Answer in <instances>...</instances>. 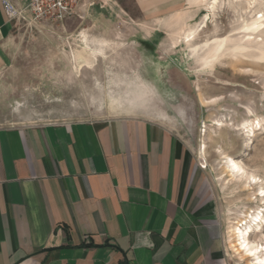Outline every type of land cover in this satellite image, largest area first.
I'll return each mask as SVG.
<instances>
[{
	"label": "rangeland",
	"instance_id": "1",
	"mask_svg": "<svg viewBox=\"0 0 264 264\" xmlns=\"http://www.w3.org/2000/svg\"><path fill=\"white\" fill-rule=\"evenodd\" d=\"M254 19L260 31L247 29ZM263 26L264 0H220L213 14L201 0L149 13L134 0H102L63 25L19 22L3 53L0 128L146 110L183 147L190 187L215 213L230 263L248 264L232 230L264 216L256 197L264 190ZM230 159L256 177L254 192L237 179L227 184ZM261 229L250 241L263 244L264 222Z\"/></svg>",
	"mask_w": 264,
	"mask_h": 264
},
{
	"label": "crops",
	"instance_id": "2",
	"mask_svg": "<svg viewBox=\"0 0 264 264\" xmlns=\"http://www.w3.org/2000/svg\"><path fill=\"white\" fill-rule=\"evenodd\" d=\"M181 0H134L138 10ZM0 0V71L14 23ZM146 17V16H144ZM175 134L146 110L0 128V264H231Z\"/></svg>",
	"mask_w": 264,
	"mask_h": 264
},
{
	"label": "bare ground",
	"instance_id": "3",
	"mask_svg": "<svg viewBox=\"0 0 264 264\" xmlns=\"http://www.w3.org/2000/svg\"><path fill=\"white\" fill-rule=\"evenodd\" d=\"M201 1L206 3L208 11H210L212 14L214 13L218 3L220 2V0H201ZM257 17L259 18V16H257ZM261 26H262L261 21L258 19H254L252 21V23L247 27V29H251L253 31H257V30L260 31L259 29L261 28ZM263 28H264V26H263ZM192 40H193V37L191 35H189L185 38L186 43H190ZM83 42L85 44L84 49L87 51H90L91 52L90 54L93 57L97 56L96 54L98 52L96 51L97 52L96 53V52L92 51L88 47L86 40H84ZM101 44H105V43H101ZM219 50H220V47L215 48L214 51L212 53H210V56H212L213 58L216 57ZM82 66H83V62L80 61L78 67H82ZM202 146L203 147H201V150L203 152L204 151V145H202ZM225 164H227V163H225ZM224 168L227 170L226 171V173L228 174L227 177L230 178V179H228L227 184L229 182H233V180L237 179V180H240L242 182L241 186H242L244 192H249V191L254 192V187L258 185V182L256 181V177H254L252 174L247 173L242 167H240L232 159H230L228 161V165ZM221 181L223 182L224 180L222 179ZM258 192L259 193L256 194V197H264V190L263 189H261V188L258 189ZM252 195H255V193ZM262 200H264V199H262ZM258 220H260V223L256 224L255 228H253L252 227V225H254L253 223H256V221H258ZM244 221H245L244 224H242V222H240L242 224V226H244L243 230L238 225H236L234 227V229L232 230V236L235 239V246L237 247V249L235 251L238 252L239 258L245 259L248 264H264V241H263V244H255L254 242L250 241L251 233H254L255 231L256 232L258 231L259 234L261 233V230H262L261 229V222L262 223L264 222V216H261L260 214H258L256 216L248 215V216H246ZM254 229H255V231H254Z\"/></svg>",
	"mask_w": 264,
	"mask_h": 264
},
{
	"label": "built area",
	"instance_id": "4",
	"mask_svg": "<svg viewBox=\"0 0 264 264\" xmlns=\"http://www.w3.org/2000/svg\"><path fill=\"white\" fill-rule=\"evenodd\" d=\"M102 0H26L21 6L7 4L9 21L14 24H58L78 15L81 9L92 8Z\"/></svg>",
	"mask_w": 264,
	"mask_h": 264
}]
</instances>
